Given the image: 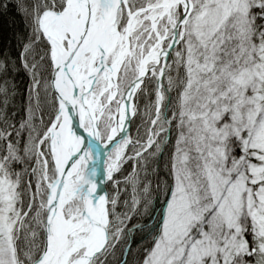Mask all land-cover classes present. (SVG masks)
I'll use <instances>...</instances> for the list:
<instances>
[{"label": "snow or ice", "instance_id": "6c2138e0", "mask_svg": "<svg viewBox=\"0 0 264 264\" xmlns=\"http://www.w3.org/2000/svg\"><path fill=\"white\" fill-rule=\"evenodd\" d=\"M0 264H264V0H0Z\"/></svg>", "mask_w": 264, "mask_h": 264}]
</instances>
